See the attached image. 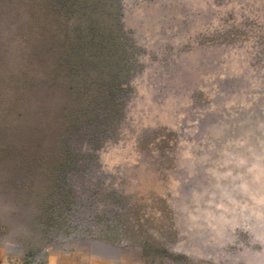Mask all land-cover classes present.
<instances>
[{"label":"rangeland","instance_id":"rangeland-1","mask_svg":"<svg viewBox=\"0 0 264 264\" xmlns=\"http://www.w3.org/2000/svg\"><path fill=\"white\" fill-rule=\"evenodd\" d=\"M118 3L138 69L121 85L114 135L83 143L93 160L69 175L74 194L54 180L67 120L33 109L27 131L25 111L12 112L26 96L18 59L0 67V264H253L247 253L264 249V232L251 234L264 222V0ZM204 234L213 252L199 253Z\"/></svg>","mask_w":264,"mask_h":264},{"label":"trees","instance_id":"trees-1","mask_svg":"<svg viewBox=\"0 0 264 264\" xmlns=\"http://www.w3.org/2000/svg\"><path fill=\"white\" fill-rule=\"evenodd\" d=\"M118 2L0 0V67L15 56L19 62L17 84L26 93L24 104L16 103L12 112L19 117L22 114L15 111H25V117L17 119L26 120L27 131L31 129L30 120L35 121L33 109L46 115L50 111L64 122L67 120V129L59 138L63 162L55 165L58 170L54 180L72 194L69 175L93 156L80 151V147L83 143L97 147L102 136L114 135L125 89L138 69V48L123 29ZM15 37L22 38L24 48L15 49L11 44ZM63 121L60 119L61 124ZM1 124L7 128L5 140L12 132L8 131L12 124L8 119ZM44 145L40 147L46 149ZM18 164L16 160L11 162L12 170Z\"/></svg>","mask_w":264,"mask_h":264},{"label":"water","instance_id":"water-1","mask_svg":"<svg viewBox=\"0 0 264 264\" xmlns=\"http://www.w3.org/2000/svg\"><path fill=\"white\" fill-rule=\"evenodd\" d=\"M107 137H104L102 136V138L100 139L101 142H103ZM83 148V146H81ZM80 147V151H84V152H91L90 150H85V149H82ZM90 149H93L91 148L90 146L88 147ZM93 160V158L89 160H85V161H82L81 163V167L85 169V167H89V164L88 162L91 164V161ZM252 225V230H251V234H252V239L253 240H259V237H260V231L261 232H264V222L260 224V222H252L251 223ZM208 237L207 234H204V235H200V237H197L195 239L196 241V246L199 247V253H208L209 251L212 250L213 252V246L212 245H207L205 242H206V238ZM261 238V237H260ZM226 239V236L225 235H221V238H220V241ZM249 251V250H247ZM247 257L250 259L251 263L253 264H264V249L258 253V252H253V251H249V253H247Z\"/></svg>","mask_w":264,"mask_h":264}]
</instances>
